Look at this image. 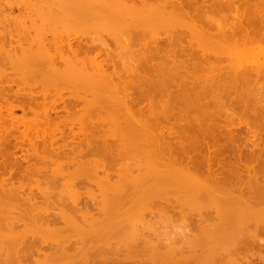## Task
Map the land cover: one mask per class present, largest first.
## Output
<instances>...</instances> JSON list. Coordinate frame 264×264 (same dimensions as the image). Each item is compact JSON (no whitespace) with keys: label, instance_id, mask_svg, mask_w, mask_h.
<instances>
[{"label":"bare ground","instance_id":"obj_1","mask_svg":"<svg viewBox=\"0 0 264 264\" xmlns=\"http://www.w3.org/2000/svg\"><path fill=\"white\" fill-rule=\"evenodd\" d=\"M28 1L29 5H24L25 8L30 6L26 9L28 11L24 10L23 5H19L24 12L26 11L24 14L22 12L16 15V13L10 18L12 15L9 12L7 15L11 19V22L8 21L9 28L5 27L1 31L4 26H0V263L89 264L91 260L88 257H92V262L98 259L97 263L100 264V261L104 262L102 257L106 253H108L107 255L115 254L112 263H116L115 259L119 258L118 261L121 259L120 256L115 258L116 255L125 250L126 252L123 251V254H126L123 256L125 259L137 254H145L147 258L149 257L148 260L152 257L151 261H156V264H160L158 263L160 259L154 258L153 260V257L157 256H161L160 258L165 261L167 258L166 264H184L187 261L189 264L190 261L196 263V261H200L201 257H208L211 254L216 258L218 257L217 253L222 257H227L231 253L232 256H235L234 251L238 252L239 248L241 251L250 244L255 247L256 243L254 244L253 239L258 236H253L257 234L255 231L260 232L258 229L260 223L254 224L256 219H253L254 222L250 219L254 218L258 212H261L259 213L261 215L264 213V207L260 208L264 204V180H262L264 174L261 175L264 172V167L261 164H255L260 162L258 161L260 158L262 161L264 158V117L256 113L260 111L254 112L256 109L254 106L261 103V100L264 101V96H261L259 100L254 94H258L256 92L258 90L260 93L261 89L264 91V86H261L264 85V70L261 72L260 62L259 65H255L252 61L249 64L253 63L254 65L249 66L244 59V64L247 63V65L242 64L241 69H237L239 66L237 67L236 63H231V66L235 65V71L234 67H231L233 70L230 69V66L228 67L230 64L227 62L232 61L228 60L226 63L224 61L227 60V57L229 59L234 56L238 57L235 53L240 54V49L242 52L246 51L245 53L250 52L246 50L247 48H244L243 51L241 40L244 41V46L249 41L248 45L252 50L254 48L253 40L255 43L257 42L255 46L260 41L262 44L264 41V1L255 0L256 3H252L250 0V3L249 0H242L239 5H237L238 2L233 3L229 0ZM25 2L26 0L23 3ZM5 3L2 4L5 5ZM14 3H8L6 7L9 8ZM216 5L218 8L219 6L231 8L230 10L235 6V11L240 12L236 13L234 8L231 12L226 8L227 11H230L229 13L235 12L233 16L236 17L230 19L231 22L222 17L223 20L231 23L229 24L223 22L220 16L224 13L228 18L231 14L222 10L219 13L220 11L216 10ZM214 7L216 14L212 10ZM22 8H19V11H23ZM208 11L209 13H207ZM217 13L220 14L219 17ZM206 14L211 15V17L209 15L210 18L208 17L210 22H208V18L206 19ZM186 17L188 18L186 19ZM180 19L188 24L180 25L179 22H182ZM211 22H218V26H214V23ZM219 22L221 23L219 24ZM10 23H13L14 26L11 27ZM210 24L215 27V30ZM218 27L219 29H216ZM5 29L7 30L5 31ZM91 35L95 38H92ZM207 39L220 41L216 44V41L212 43V47L216 48V51H212L213 48L212 50L209 49L210 47L207 48L211 41L208 40L209 44H207ZM257 39L260 41L258 42ZM109 40L115 44L113 49ZM194 40L200 42H192ZM222 40L228 41L229 44ZM229 40L232 42L230 43ZM160 41H165V46L168 43L171 47L164 50L166 47L164 45V48L161 47ZM238 42L240 46L237 45ZM192 43L194 45L196 43V45L193 46ZM219 43H225L231 47L229 49L228 46L223 45V47H227V49L225 48L226 52L223 53L224 48ZM199 44L206 46L203 48ZM214 45H218L219 48ZM234 47L241 48L240 51L237 49V52L233 49L235 52L233 56L231 49ZM170 48L172 49L168 51ZM227 50L231 53H227ZM218 52L220 53L218 54ZM216 54L224 56L223 58L227 57L222 60L223 58ZM216 56L221 58L220 62L223 61L225 65L227 64V67L223 63L221 66L232 70L231 74L224 71L226 69L223 70V67L219 68L221 66L217 65L216 61L210 62L212 57ZM240 56L242 57L241 54ZM258 56L260 57V55ZM237 57L235 58L237 59ZM252 57H257V55L248 59L251 61ZM207 63L210 65H206ZM217 66L219 67L217 68ZM251 66L253 69H250ZM255 66H258V69L254 68ZM252 70L253 76L259 77V74L263 76H260L263 82L259 80L260 77L251 80ZM226 78L233 79L230 86L225 82L228 80H225ZM248 78L250 80H247ZM238 79L240 82L246 81H244L245 83L241 82L244 85H239L243 88V92L249 90L247 96L245 95L246 100L249 98L252 100L251 96L254 95L253 100L255 103L257 101V104L249 107L250 109L255 108L252 110L251 117L254 116L256 119L262 117L261 123L260 119L256 120L259 121L258 125L261 129L256 126L257 124L253 125L256 126V129H252L251 123L247 129L250 121H246L249 119L245 120L247 122L245 128L250 131H248L250 134L252 133L253 137L250 136L249 140L253 141L247 140L245 145L238 142L241 140V136L235 131V123H232L235 120H231L232 117L235 119L234 116H239V113L235 114L236 110L234 109L232 114L233 111H230L234 107L229 110L226 108L229 105L228 101L226 103L228 105L225 104L226 98L231 101L232 94L231 97L229 96L232 89L234 92L236 89V93L240 92L239 87L235 88L240 83L237 82ZM249 81L252 82V86L248 85ZM257 82L260 83V86ZM246 83L248 87L245 86ZM254 83H256V87ZM13 85L17 87H15L16 90L13 89ZM244 86L247 88L245 91ZM252 87L256 90L254 91ZM260 87L262 88L260 89ZM67 90L70 92L69 95L64 94ZM135 90L140 93L135 94ZM253 91L254 94H252ZM243 92L240 94L242 100L245 97ZM6 95L11 97L8 96L9 98L7 97L6 100ZM244 101L242 102L243 107ZM19 102L20 104H18ZM231 102L229 103L232 104ZM263 105L258 106L264 107ZM17 107L22 110V114H16ZM219 107L227 109V111L222 109L227 114L223 117L225 119L227 116V119L231 117L227 121V123L232 121L228 123L230 125L227 123L225 126L221 125L223 117H220L222 113L219 109L217 111ZM247 107L244 108L247 109ZM258 110H261V107ZM263 110L264 108H262ZM240 123L242 122L240 121ZM231 124H234V127ZM207 137L209 141L205 140ZM223 138L228 141L223 142ZM256 139L259 140L256 141ZM76 149L78 151H75ZM17 151L23 153L18 155ZM63 151L68 152L69 156L74 152L84 155L81 156L85 158V155L89 153L94 157L89 158L88 155L87 160L85 158L80 160L81 156L76 159L72 154L73 159L69 157L68 160L63 157V154L67 155ZM69 151L72 153L69 154ZM48 154L56 155L55 157L61 155L60 157H63L61 160L66 159V161H61L49 157L48 159H55H53L54 162L50 160V164L59 163L61 166L67 163L68 166V164L74 163L72 168H74L75 162L78 163L76 168L85 165L80 168L84 175L80 169V172L69 171L72 176L74 175V178L71 174L69 175L71 177H68L67 186H72L71 189L66 191L63 189L64 187L60 188L63 184L59 183V179L62 180V178H57L54 174L56 169L60 172L65 168L64 166L61 168L62 166L54 164L57 167H53L56 168L53 175L51 174L53 169L49 170V175L53 177L47 176L48 174L45 172L48 177L45 178L44 171H48L45 167L48 165L50 167V164L43 166L44 168L38 164L42 165L40 162L44 165L49 163L46 160ZM227 157L229 159H225ZM120 158L121 162H119ZM222 158L225 162H222ZM43 161H46V164ZM24 164L27 165L24 166ZM16 166L24 167L21 171H16L17 169H14ZM83 167L86 169L84 170ZM87 167H90L89 170L94 167V171H97L95 168H99L102 172L92 173L96 178L95 180L93 177V180L92 174H90L92 171L85 176L89 171ZM39 168L44 171H40ZM37 169L41 174L43 172L46 180L43 176L40 178L48 180L49 183L51 178L53 181L57 178L55 181H58L59 186L55 183V189L58 186L59 190L66 191L65 198H67H61L64 192L59 194L58 191L57 194L54 193L55 190L53 194L56 197L53 198V194L49 197V192L53 189L46 187L52 185L48 186V181V184H45L43 179H39ZM65 171L67 172V169ZM33 172L38 177H35ZM69 172L67 173L69 174ZM80 175L91 180L92 185V182L95 181L96 189L98 186V191L101 194L100 197H97V201H95L96 198H93V203L90 205L87 201L92 200L91 198L95 195L97 196L98 191L95 192L93 189L90 193L93 186H90V190L86 180L83 186L87 184L88 188H83L89 190L88 194L85 192V195L90 193L91 198L89 195V198H85L84 203L81 204L84 199L81 197L85 196L82 195L83 191L80 186L83 181H79V189L82 192L77 188V185L73 186L78 180H81ZM258 175L262 178H259ZM64 176L66 178V175ZM112 177H116V179ZM31 180H35V184L34 182L30 183ZM42 183L46 185L43 190L50 189V191L47 190L48 192L45 191V193L42 190ZM34 187H39V191L37 188L38 192H35ZM66 187L65 189L68 188ZM41 196L47 202H43ZM46 197L49 199H45ZM13 199H19L17 201L21 203L18 204L17 201V203H11L14 202ZM40 200L48 207L42 203L39 204ZM53 200H58V203H53ZM23 202L29 205L30 215L26 212L25 205L22 208ZM59 202L60 206H58ZM12 204H17L16 208H20L19 205L22 209L25 208V213L23 210L9 207ZM52 204L57 205L60 209L56 208L57 206L53 207ZM50 205L52 206L51 210H49ZM57 209L59 210L55 211ZM157 213L161 216L159 218L170 217L166 218L167 222L175 215L182 218L179 221H184L180 222L181 225L183 224V230L181 228L176 230L174 241L171 239L169 242V237L175 231L171 230L170 234L169 230L165 228L164 230L169 233L168 235L164 234L165 231H161L159 226L155 225L157 228L153 226V221L151 222L153 223L152 232L150 230L147 232V228H150V220L145 222V219H148L150 215H155V220L151 219L154 222H162L163 218L159 219ZM24 214L28 215L24 219L26 221L31 219V224L36 227V235H40V237L37 235L41 238L39 245L35 241L37 237L33 236L35 238L33 239L31 235L32 239L29 240L28 234L32 226L29 221L27 226L30 225L26 227V221L22 217ZM249 220L252 221V224L248 223ZM140 223L147 231L142 227L143 231L139 229L140 231L136 232L137 229L134 226L139 224L137 228H141ZM20 225L21 227H19ZM251 225H256V227L258 225V227L257 229L255 227V230ZM155 228L159 229L163 236L159 235L160 231H156ZM132 229L135 231L133 232ZM180 230L183 232L180 233ZM188 231H191L189 235ZM262 231L264 233V230ZM65 232H71L70 237L74 238L75 236L76 239L71 237L73 240L70 239L69 243H64L70 238ZM121 232L122 234L125 232L124 237L123 235L120 237ZM63 233L66 236H63L62 242L61 240L58 242ZM117 233H120L119 238L115 237ZM30 234L34 235L35 233ZM46 234L52 235L55 240L59 236L61 238H58L56 243L52 238L44 237ZM180 234L181 236H179ZM165 235L167 236L165 237ZM165 238L169 240L167 241ZM177 239L180 243L177 242ZM34 241L38 247L35 246ZM238 241H243L241 247ZM29 242L30 245H28ZM236 242L238 249L233 247ZM16 244L20 247L17 248ZM205 246L208 249H204ZM252 246H249L248 252H246L248 256L250 250H253ZM234 248L235 250H233ZM20 249H23V253L20 252ZM26 249L30 250V254L37 252L35 253L37 255L26 254L29 253V251L26 252ZM245 249L247 247L244 248V251H247ZM199 251L201 253H198ZM81 252L87 253L88 257L84 254L82 257L86 258L81 259L79 255ZM88 253H91V257ZM238 253L240 255V252ZM196 254L200 258H197ZM236 255L238 254L236 253ZM192 257L196 258V261ZM225 257L224 259H226ZM231 257L228 262L231 261ZM79 258L81 260H78ZM211 258L213 257L210 256L209 259ZM261 258L263 260V257ZM122 260L124 261L123 258ZM129 260L134 259H127L125 262ZM165 261L163 262L165 263ZM217 261L214 262L217 264L219 262ZM222 262L224 263V261ZM132 263L139 264L138 261H132ZM152 263L150 262V264ZM208 263L210 264V262ZM143 264H149V262Z\"/></svg>","mask_w":264,"mask_h":264},{"label":"rangeland","instance_id":"obj_2","mask_svg":"<svg viewBox=\"0 0 264 264\" xmlns=\"http://www.w3.org/2000/svg\"><path fill=\"white\" fill-rule=\"evenodd\" d=\"M18 1H20V2H18ZM21 1H22V0H12V1H10V0H7V1H6V0H1V1H0V5H1L0 8H2V9H0V16H1L0 20L2 19V20L4 21V22H3L2 20H1L2 22L0 21V23H1L0 26H4V27H2V29L0 28L1 31H3L5 27H8V28H9L8 23L11 22V21H10V20H11L10 18H12L13 15H15L16 13H17L16 15H19V14H21L22 12H23L22 14H24L26 11H28V10H26V9H28L30 6H29V7L26 6V7H28V8H25L24 5H25V4H26V5H29V1L26 0L27 3H26V2L23 3L24 0H23L22 2H21ZM32 1H33V0H32ZM229 1H230V2L233 1V3H235V2L237 3V2H238L237 5H239L240 2H242V0H240V1H239V0H229ZM254 1H255V0H252V3H256V1H258V0H256L255 2H254ZM262 1H264V0H262ZM5 2H6V3H5ZM12 2H13V3L15 2V3H14L13 5H10V4H9L11 8L9 7L10 10H8L9 8H7L6 6H8V5H7L8 3H12ZM16 2H17V3H16ZM248 2H250V0H249ZM2 3H3V4L5 3V5H3ZM20 3H22V4H20ZM250 3H251V2H250ZM15 4H16V5H15ZM17 4H18V5H17ZM241 4H242V3H241ZM19 5H23L22 7H24V10H26V11L24 12L23 8H22L21 6H19ZM4 6H5V7H4ZM17 6H18L19 8H22L23 11H19V8H18ZM216 6H217V5H216ZM3 7H4V8H3ZM16 7H17V8H16ZM223 7H224V6H223ZM223 7H220V6H219V8H218V6H217L216 10L220 11L219 13H221L222 11H223V12L225 11V12L229 13L230 11H231V12L233 11V8H234V11H235V9H236L235 6L232 8V10H230L231 8H228V7H224V8H223ZM226 8H227L228 10H230V11H227ZM12 9H13V10H12ZM214 9H215V7H214L212 10H214ZM223 9H224V10H223ZM4 10H5V12L3 13ZM20 10H21V9H20ZM212 10H211V11H212ZM216 10H214L215 12L213 11L215 14H216ZM221 10H222V11H221ZM1 11H2V12H1ZM6 11H8V12L6 13ZM12 11H13V12L15 11L14 14H13ZM17 11L20 12V13H18ZM29 11H30V10H29ZM211 11H210V12H211ZM238 11H239V10H238ZM9 12H11V15H12V16H10V18H9V16H7V15H9ZM30 12H31V11H30ZM213 12H212V13H213ZM235 12H236V11H235ZM235 12H233V13H235ZM239 12H240V11H239ZM239 12H236V13H239ZM1 13H2V14H1ZM207 13H209V11H208ZM219 13H217V14H219ZM233 13H229V14H231L232 16L229 15L228 18H226V15H227V14L224 15V13H223L222 16H220V14H219L218 17L220 16V18H221L222 20H223V18L226 19V20H230V19L232 20L233 17H234V16H233ZM210 14H211V13H210ZM210 14H209V15H210ZM3 15H5V16H3ZM206 15H207V14H206ZM209 15L206 16V19L209 17ZM235 15H237V14H235ZM6 16H7V17H6ZM214 16H215V15H214ZM224 16H225V17H224ZM210 17H211V15H210ZM210 17H209V18H210ZM222 17H223V18H222ZM231 17H232V18H231ZM7 18H8V20H7ZM187 18H188V17H186V19H187ZM209 18L207 19L208 22H210V21H209ZM214 18H215V17H214ZM214 18H213V21H214ZM234 18H236V17H234ZM181 19H182V18H181ZM181 19H180V20H181ZM183 19H185V18H183ZM215 19H216V18H215ZM221 19H219V20L222 21ZM6 20H7V21H6ZM178 20H179V19H178ZM226 20H223V22L225 21V22H228L229 24H231V23H230L231 20H230V22H229V21H226ZM8 21H9V22H8ZM12 21H13V20H12ZM181 21H182V22H179L180 25H181V24H185V25L188 24V23H185L184 20H181ZM188 21L190 22L191 20H188ZM211 21H212V20H211ZM215 21H216V20H215ZM217 21H218V20H217ZM186 22H187V21H186ZM2 23L5 24V25H3ZM211 23H214V22H211ZM220 23H221V22H219V24H220ZM228 23H226V24H228ZM11 24H12V25H11ZM217 24H218V22H217V23H214V26H218ZM224 24H225V23H224ZM224 24H221V25L224 26ZM226 24H225V25H226ZM229 24H228V25H229ZM178 25H179V24H178ZM210 25L214 28L213 30H215V27H214L212 24H210ZM228 25H227V26H228ZM10 26L13 27V26H14L13 23H10ZM182 26H183V25H182ZM223 26H221V27L223 28ZM221 27H220V28H221ZM225 27H226V26H225ZM216 29H219V27L216 28ZM6 30H7V29H5V31H6ZM92 35H93V33H92ZM92 35H91V36H92ZM92 38H95V37L92 36ZM208 40H211V41H210V44H209ZM212 40H213V39H207V41H206V43L209 44V45L207 46V48L210 47L209 49H211V50H212V48H213V47H212V43L216 41L215 39H214L213 41H212ZM257 40H258V42L260 41L259 39H257ZM222 41H223V40H222ZM229 41H230V40H229ZM192 42H197V43H199L200 41H198V40H194V41H192ZM204 42H205V41H204ZM204 42H203V43H204ZM218 42H220V41L218 40ZM218 42L216 41L215 44L218 43ZM223 42H226V41L224 40ZM227 42H228V41H227ZM227 42H226V44H227ZM231 42H232V41H230V43H231ZM241 42H243V44H242V45H243V51L245 50L244 48H247L246 50H247V51L249 50L250 52H247V53H245L246 51L242 52V49H240L241 47H239V49L241 50V53H240V52H239V53L242 55V57L244 56V57L242 58V57L240 56V54L235 53V52H237L236 50L238 49V48H237V49L235 48V47H237V46H235L234 48H232L231 51H233V49L235 50V52L233 51V56H234V53H235V55H238V57H237V56H234V57H230V59H229V57L225 56V58L227 57V58H226L227 60L224 61V63H226L228 60H229V61H232V62H227L228 64H230V65H228V67L230 66V69L233 70V68H231V67H234V66H235V65H232V66H231V63H232V64H235V63H236V64H237V67H238V66L240 67L242 64H244V59H245V62L247 61V63H248L249 66L252 65L253 63H255V65H259V62H260L261 64H264V63H263V61H264V60H263V59H264V41H262V44H260V43H261V41H260V43L257 44V46H255V44H256L257 42L255 43V41L253 40V43H254V45H253V46H254L253 50H252L251 48H249V47H251L250 45H248V44H249V41H247V42H248L247 45L245 44V46H248V47H245V46H244V41L241 40ZM251 42H252V40H251ZM251 42H250V43H251ZM162 43H163V44H162ZM109 44H110V46H111L112 49H113V46L115 47V44H113V42H112L111 40H109ZM200 44H201V43H200ZM200 44H199V45H200ZM204 44H205V43H204ZM220 44H221V45H220ZM226 44H225V43H219V45L222 46V47H223V45H226ZM228 44H229V42H228ZM240 44H241V43H240ZM159 45H160L161 47L164 48V46H165V41H160ZM163 45H164V46H163ZM192 45L195 46L196 43H195V45L192 43ZM210 45H211V46H210ZM232 45H233V44H232ZM237 45H239V42L237 43ZM169 46H170V45L167 43L166 46H165L166 48H165L164 50H166L167 47H169ZM200 46H201V45H200ZM203 46H206V45H203ZM203 46H201V47H203ZM215 46H218V45H214V47H215ZM226 46H228L229 49H230V47H231V46H229V45H226ZM239 46H240V45H239ZM253 46H252V47H253ZM170 47H171V46H170ZM172 47H173V46H172ZM198 47H199V46H198ZM222 47H221V49H222ZM232 47H233V46H232ZM260 47H261V48H260ZM174 48H175V47H174ZM176 48H178V47H176ZM203 48H205V47H203ZM218 48H219V46H218ZM218 48H217V50H218ZM223 48H224V49H223L224 51H223V50H222V51H223V53H224V52H226V51H225V48L227 49V47H223ZM171 49H172V48L168 49V51L171 50ZM199 49H200V48H199ZM213 49H214V50H212V51H216V50H215L216 48H213ZM221 49H220V50H221ZM239 49H238V50H239ZM240 50H239V51H240ZM251 50H252V51H251ZM262 50H263V51H262ZM208 51H209V50H208ZM212 51H209V52H212ZM218 51H219V50H218ZM231 51H228V50H227V53H231ZM261 51H262V53L259 54V52H261ZM256 52H257V53H256ZM214 53H215V52H214ZM219 53H220V52H218V54H219ZM221 53H222V52H221ZM243 53H245V54H243ZM248 53H249V54H248ZM218 54H216V55H218ZM246 54H247V57H246ZM250 54H252L251 56H254V55L256 56V55H257V57H252L253 60L250 61L251 56H248V55H250ZM231 55H232V54H231ZM258 55H260V57H259ZM262 55H263V57H262ZM218 56H219V55H218ZM218 56H216V57H212V60H211L210 62L213 63V62L216 61V62H217V65L220 64L219 66H221V64L223 63V61L220 62V60H221V58H223L224 56L222 57V55H220V56H219V57H221L220 59L217 58ZM235 57H237V59H236ZM240 57H241V61H240V59H239ZM258 57H259V58H258ZM214 58H215V59H214ZM225 58H223L222 60H225ZM232 58H233L234 60H235V59H236V60L234 61ZM248 58H250V59H248ZM255 58H256V60H255ZM262 58H263V59H262ZM217 59H219V60L217 61ZM231 59H232V60H231ZM242 59H243V60H242ZM261 59H262V60H261ZM258 60H259V61H258ZM233 61H234V62H233ZM252 61H254V62L251 63V64H249V63L252 62ZM218 62H219V63H218ZM240 62H242V63H240ZM224 63H223V64H224ZM238 63H239V64H238ZM247 63H245V64L247 65ZM245 64H244V65H245ZM261 64H260V68H261V72H262V71L264 70V69H262V68H264V67H262V66H264V65L261 66ZM206 65H210V64L207 63ZM224 65H225V64H224ZM253 65H254V64H253ZM219 66H217V68H218ZM225 66L227 67V64H226ZM222 67H223V70L226 69V70H224V71L229 72V73L231 74V71H232V70H230L229 68L224 67L223 65H222L221 67H219V68H222ZM237 67H236V68H237ZM239 67H238L237 69H241V67H240V68H239ZM242 67H243V65H242ZM244 67H245V66H244ZM249 68H250V67H249ZM249 68H248V69H249ZM254 68L258 69V66H257V67L255 66ZM245 69H247V68H245ZM250 69H253L252 66H251ZM256 69L254 70V72L256 71ZM227 70H230V71H227ZM234 70H235V67H234ZM220 71H221V69H220ZM224 71H223V73H226V72H224ZM235 71H236V70H235ZM235 71H233V72H235ZM239 71H241V70H239ZM252 72H253V70H252ZM252 72H251L252 75L250 74V78L254 75V72H253V73H252ZM256 72H257V71H256ZM256 72H255V73H256ZM258 72H259V70H258ZM261 72H259V73H261ZM220 73H221V72H220ZM263 73H264V72H263ZM263 73H262V74H263ZM259 75L262 76L261 74H259ZM259 75H258V76H259ZM256 76H257V75H256ZM256 76H253L254 78L252 77L251 80H252V79H255V80H256V78H259V77H260V76H259V77H256ZM240 77H242V76L240 75ZM255 77H256V78H255ZM262 77H263V76H262ZM262 77L259 78V80H261V82H263L262 80L264 79V78L262 79ZM232 78H233V77H232ZM242 78L245 79L244 77H242ZM227 79L229 80V78H226L225 80H227ZM225 80H224V81H225ZM228 80H227V81H228ZM240 80H242V79H240ZM247 80H250V79L248 78ZM259 80H257V81H259ZM227 81H225V82H226L227 84H229V86L233 83V79L229 80L228 82H227ZM242 81H243V80H242ZM242 81H241V82H242ZM244 81H245V80H244ZM244 81H243V82H244ZM237 82H238V83L240 82L239 79H238ZM241 82H240L239 84L237 83L238 85H237V87H235V88H238L239 85L242 86L243 83L241 84ZM245 82H246V81H245ZM245 82H244V83H245ZM226 83H225V85H227ZM248 83H249L248 85H250V84H251V86L253 85L251 81H249ZM257 84H258V82H257ZM259 84H260V83H259ZM259 84H258V85H259ZM261 84H262V83H261ZM243 85H244V84H243ZM255 85H256V83H254V86H255ZM258 85H257V86H258ZM227 86H228V85H227ZM241 86L239 87V90H240V89H241V90L243 89V88H241ZM245 86H247V83H246ZM245 86H244V87H245ZM254 86H253V87H254ZM259 86H260V85H259ZM261 86H264V85H261ZM12 87H13L14 90H16V89H15V87H16L15 85H13ZM247 87H248V86H247ZM249 87H250V86H249ZM253 87H252V89H253ZM255 87H256V86H255ZM16 88H17V87H16ZM235 88H234V89H235ZM261 88H262V87H260V89H261ZM246 89H247V88L245 87V88H244V91H245ZM248 89H249V88H248ZM252 89H251V90H252ZM14 90H12V91H14ZM237 90H238V89H237ZM241 90H240L239 93H238V91H237V93H236V89H235V92H234V90L232 89L231 92H230V96H229V97H231V94H232V97H235V96H236V97H235V98H232V97H231L230 100H231L232 102L229 101L228 98H226L227 100H226L225 104H226L227 101H228V104H229V105L226 104V105H228V106H226V105L224 104L223 106H224V107L226 106V108H229V110H230L231 108L234 107L233 109H231L230 112L233 111V112H232V114H233L234 111L236 110L235 114H236V113H239L238 115H239V116L241 115L240 117H239V116H234L235 119H234L233 117H232V118L229 117V118H231V120L233 119V120H235V121H234V122L229 121L228 123H231V122H232V123H235V126H236V127H235V129H236L235 131H236V133H237L238 135L241 136V140L238 141V142L242 143V145H245V143H246L245 141L249 140V139H250V136H251V138H253L252 135H251L252 133L250 134V133H249L250 131L248 130V131H249V132H248V131L246 130V128H245L246 125H247V122L250 121V122L248 123V125H247V129H248L249 125H251V124H252V125H251L252 129H254L256 126H257L259 129H261V128H260V125H258V124H259V123H258L259 121H256V120H259V119H260V123L262 122L261 118L264 117V116H263V115H264V110L262 111V108H264V107H262V106H258V105H263V102H264V101L261 100L262 102H261V101H260V102H261L262 104L259 103V104L257 105V106H258V108H257V106H254L255 104H257V101H256V103L254 102V100H253V96L255 95V97L259 98V100H260V99H261V96H264V93L262 94L261 92H264V91H262V89H261V90H260L261 92L259 93V92H258L259 90H258V91H256L258 94H256V93L254 92L256 89H255V90L253 89L254 91L252 92V94H254V93H255V94H254V95L251 94V95H252V96H251V97H252V100H251V98H249L250 96L248 97V98L252 101V102H251L249 99L246 100V99H247L246 96H247V94L249 93V92H248L249 90H248V91L246 90V91H245L246 93L243 92V90H242V91H241ZM251 90H250V91H251ZM66 92H68V90L65 91L64 94H66V95H69V94H70V92H68V93H66ZM242 92L244 93V96L246 95V96H245L246 98H245V97H244V98L242 97V98H243V100H245V101H244V102H245V103H244V107H247V106H248L247 109H245V108L242 106V105H243V103H242L243 100L240 98V94H242ZM139 93H140L139 91L135 90V94H139ZM234 93H235L236 95H235ZM237 94H239V96H237ZM256 95H257V96H256ZM259 95H260V97H259ZM8 96L11 97L10 95H8ZM8 96L6 95V97H5L6 100H7V97H8ZM9 97H8V98H9ZM237 97H238V99L240 98L239 100H240L241 102H240V101L238 102V99H236ZM257 98H255V99H257ZM262 98H263V97H262ZM235 99H236V100H235ZM259 100H258V102H259ZM229 102H231L232 104H230ZM246 102H247V104H246ZM249 102H250V103H249ZM253 102H254V104H253ZM235 103H236V104H235ZM238 103H239V104H238ZM241 103H242V104H241ZM248 103H249V105H248ZM18 104H20V102H19ZM21 104H22V103H21ZM234 104H235V106H233ZM240 104H241V106H240ZM231 105H232V106H231ZM252 105H253L254 107H256V109H257V110H256L255 108H253V109H255L254 112H256V111H260V112H256L258 115L262 116V117L259 116V117H260L259 119H256V117L254 118V116L251 117V115H253V114H252V112H253L252 110H253V109H252V108L250 109L249 107H252ZM35 106H36V105H35ZM40 106H41V105H40ZM263 106H264V105H263ZM260 107H261V110H258V109H260ZM241 108H242L243 110L245 109V111H242ZM35 109H36V108H35ZM37 109H38V110L40 109L39 106H38ZM218 109H219V111L222 113V116H220V117H223V116H226V115H227V114H225L226 112L223 111V110H226V111H227V109H225V108L223 109V108H222V109H223V110H222V109L219 107V108H217V111H218ZM234 109H235V110H234ZM238 109H239V110H238ZM215 110H216V109H215ZM239 111H240V112H239ZM250 111H251V113H249ZM15 112H16L17 115H20V113L22 112V110H21L20 108L17 107V108L15 109ZM224 112H225V113H224ZM242 112H243V113H242ZM18 113H19V114H18ZM62 113H63V112H62ZM228 113H229V112H228ZM245 113H246V114H245ZM261 113H262L263 115H262ZM21 114H22V113H21ZM223 114H224V115H223ZM228 115H230V114H228ZM244 116H245V117H244ZM227 117H228V116H227ZM227 117H226V119H227ZM241 117H242V118H241ZM246 117H247V118H246ZM229 118L226 120L225 117H223V119L221 120V122H220V121H218V122H220L221 125L225 126L226 123H227V121L229 120ZM236 118H237V119H236ZM239 118H240V119H239ZM251 118H254V119H251ZM220 119H221V118H220ZM224 119H225L226 121H225ZM243 119H244V120H243ZM246 119H249V120H246ZM245 120H246L247 122H246ZM240 121H241L242 123H240ZM253 121H254V122H253ZM238 122H239L240 124H239ZM228 123H227V125H230V124H228ZM237 123H238L239 125H238ZM244 123H245V124H244ZM250 123H251V124H250ZM8 124H9V122H8ZM254 124H255V125L257 124V125L254 127V126H253ZM231 125L234 127V124H231ZM237 125H238V126H237ZM239 126H240V127H239ZM261 126H263V125L261 124ZM243 128H244V129H243ZM258 128H257V130H259ZM75 129H76V127H75ZM255 129H256V128H255ZM76 130H77V129H76ZM245 130H246L248 133H247ZM244 131H245V132H244ZM243 133H244V135H245V134H248L249 136H246V135L244 136ZM58 134H59V133H58ZM255 137H256V136H255ZM256 138H257V137H256ZM208 139H209V138L207 137L205 140L207 141ZM254 139H255V138H254ZM205 140H204V141H205ZM226 140H227V139H224V138H223L222 141L224 142V141H226ZM251 140H252V139H251ZM251 140H249V141L251 142ZM257 140H259V139H256V141H257ZM208 141H209V140H208ZM227 141H228V140H227ZM252 141H253V140H252ZM220 143H221V142H220ZM225 143L228 144V142H225ZM227 144H225V145H227ZM247 144H248V143H247ZM248 145H250V143H249ZM75 151H78V150L76 149ZM20 152H21V151H17L16 153H18V155H20V154L23 153V152H21V153H20ZM70 152H71V151H69V154H70ZM63 153H65V152L63 151ZM71 153H72V152H71ZM244 153H246V152H244ZM61 154H62V152H61ZM66 154H67V155H66ZM72 154H74L73 158L76 157V159L79 158V157L82 155V154H76V153H74V152H73ZM72 154L69 156V155H68V152H67V153H65L66 156H64V154H63V157H66V159L69 160L70 158H72ZM226 154H228V153H226ZM59 155H60V154H59ZM77 155H79V156H77ZM88 155H89V158L93 156V155L91 156V153H89V154H86V155H85L86 158L88 157ZM47 156H48V157H47L46 160H48L49 163L46 164V161H45V162L43 161L46 165H44L42 162H40L42 165H39V164H38V166H40V167H41V166H42V167H43V166H47V165L50 164L51 162H54V161H53L54 158H56V160H61V158H63V157H60L61 155H60V156L57 155V157L60 158V159H58L57 157H55L56 155H55V156H52V155L48 154ZM82 156H84V155H82ZM82 156H81V158H79L80 160H81V159L84 160L85 157H82ZM263 156H264V155H263ZM49 157H54V158H53V159H48ZM69 157H70V158H69ZM93 157H94V156H93ZM93 157H92V158H93ZM125 157H126V156H125ZM125 157H123V158L125 159ZM73 158H72V159H73ZM86 158H85V159H86ZM89 158H88V159H89ZM128 158H129V157H128ZM229 158H230V155H229ZM229 158L227 157V158H225V159H229ZM243 158H245V157H243ZM66 159H65V160L62 159V160L66 161ZM79 159H78V160H79ZM129 159H131V158H129ZM50 160H52V161L50 162ZM54 160H55V159H54ZM62 160H61V161H62ZM86 160H87V159H86ZM119 160H120L119 162H121V158H120ZM222 160H223V158H222ZM222 160H221V161H222ZM124 161H125V160H124ZM126 161H127V159H126ZM258 161H260V162H258V163L256 162L255 164H259V165L261 164V166L263 165L262 167H264V162H263V161H264V158H263V161L261 160V158H260ZM117 162H118V161H117ZM119 162H118V163H119ZM222 162H225V161L223 160ZM24 163H26V162H24ZM54 164H57V165L60 166L59 163H54ZM54 164H50V167H48L49 165H48L47 167H45L46 170H48V171H49V170L51 171V169H53V171L51 172V174L54 172V169H56V168H53V167H54V166L57 167V165H54ZM65 164H66V165H65ZM65 164H64V165H61L62 167L60 166L61 168H63V166L65 167L64 169H61V171H62V170L65 171V170L67 169V172H69V171H71V172H72V171H73V172H75V171L80 172V171H81L80 168H82V166L85 167V165H82V164H81V165H82V166H81V165L79 164L81 167H80V168H76L75 166L78 165V163H76V162H75L74 168H72V167H73L72 164H74V163H72V164H68V166H67V163H65ZM76 164H77V165H76ZM26 165H27V164H26ZM26 165L24 164V166H26ZM51 165H53V166L51 167ZM24 166H23V167H24ZM86 166H87V165H86ZM116 166H117V165H116ZM18 167H19V168H18ZM21 167H22V166H16V167H14V169H17L16 171H18V170L21 171V169H23V167H22V168H21ZM31 167H32V164H31ZM78 167H79V166H78ZM84 167H83V169H84ZM90 167H91V166H90ZM90 167H87L88 170H89ZM97 167H98V166H97ZM43 168H44V167H43ZM47 168H48V169H47ZM49 168H50V169H49ZM92 168H93V170H92ZM92 168H91L87 173H86V171H85V172L83 171L84 173H86L85 176H86L89 172H91V171H92V172H91L90 174H92V173H94V172H97V171H98L99 173L102 172L101 169H99V168H95V170L97 169V171H94V167H92ZM39 169H40V171H44V169H43V170H42L41 168H39ZM39 169H37V172H39V174H38V175H39V179L42 180V179L44 178V176H46V173H45V172H47V174H48L47 176H49V177L51 176V175H49L50 171H49V172H48V171H44V173H45V175H44L43 172H42V174L40 173ZM79 169H80V171H79ZM83 169H82V170H83ZM85 169H86V168H85ZM85 169H84V170H85ZM59 170H60V169H59ZM74 170H75V171H74ZM263 170H264V169H263ZM55 171H56V172H55L54 174H56V177H57V178H59V177L62 178V180H63L64 183H66V181H67V183L64 184V183L62 182V180L59 179V180H60L59 183H60V184H63L62 186L60 185V186H61L60 188H63V187H64L63 189L66 190V191H67L68 189H71V187H72L71 185H70L71 187H69V185L67 186V184L69 183V181H68V180H69L68 177H69V175L71 174V172H69V174H68V173L65 171L64 173H66V174H64L63 171H62V172H61V171L59 172L57 169H56ZM58 172H59V173H58ZM34 173H35V172H33V175H35ZM81 173H82V171H81ZM40 174H41V176H40ZM58 174H59V175H58ZM60 174H61V175H60ZM62 174H63V177H62ZM73 174H75V173H73ZM76 174H77V173H76ZM78 174H79V173H78ZM263 174H264V172L261 173L262 176H263ZM36 175H37V174H36ZM36 175H35V177H38V175H37V176H36ZM43 175H44V176H43ZM52 175H53V174H52ZM57 175H58V176H57ZM64 175H66V178H65ZM82 175H84V174L82 173ZM95 175H96V174H95ZM100 175H101V174H100ZM259 175H260V174H259ZM259 175H258V177H259V178H260V177L262 178V176H259ZM42 176H43V178H40V177H42ZM47 176H46L45 178H48ZM71 176H72V174H71ZM71 176H70V177H71ZM73 176H74V175H73ZM73 176H72V178H74ZM80 176H81V175H80ZM85 176H84L85 181H84L83 176H81V177H80L81 180H78V181H77L78 183L76 182L75 185H73V186L76 187V185H77V186H78V187H77L78 189H79L80 186H81V189H82V191H83L82 195H83V194L85 195V192L87 193V192L89 191V190H85V189L88 188V187H89V189H90V188L93 186L92 190L90 189L91 191H89L90 193L93 191V189H94L95 192L98 191V190H99V189H98V186H97V189H96V185H95V183H94L95 181L92 182V183H93V185H92L91 182H90L91 180H90V181L87 180ZM113 176H116V175H113ZM51 177H53V176H51ZM54 177H55V176H54ZM70 177H69V178H70ZM77 177H79V176H77ZM93 177H94V174H92V178H93ZM116 177H117V176H116ZM116 177H115V178L112 177V178H113V179H116ZM45 178H44V179H45ZM57 178H56L55 180H57ZM63 178H64V179H63ZM72 178H71V179H72ZM94 178H95V177H94ZM94 178H93V180H94ZM245 178H246V177H245ZM263 178H264V177H263ZM44 179H43V180H44ZM71 179H70V180H71ZM82 179H83V180H82ZM41 180H40V181H41ZM45 180H46V179H45ZM45 180H44V181H45ZM55 180L53 181V178H51V180H50V183H51V184L49 183L48 180H47V181H48L49 184L47 183V181H45V182H44V181H41V182H44L45 184L47 183L48 186H49V185H52V186L46 187V185H45L44 183H42V184H43V185H42V186H43L42 190L44 189V186H45L46 188H50V189L52 188V189H53V190L51 189V190H52V191H51L52 193L49 192V193H50V194H49V197L51 196V194H53V191H54V190L57 191V192L54 191V193H57V194H58V191H59V194H61V192H64V190H62V189L59 190V187H58V186H59V185H58L59 183H58V181L56 182ZM86 180H87V182H86ZM95 180H96V178H95ZM245 180H247V179H245ZM262 180H264V179H262ZM262 180H260V181H262ZM34 181H35V180H31L30 183H31V182H34ZM52 181H53V183H52ZM79 181H80V182L83 181V182H81V185H80V186H79ZM88 181H89V182H88ZM260 181H259V182H260ZM84 182H86V183L88 184V187H86V185H87L86 183H85L86 185L84 184L85 186H83V183H84ZM246 182H247V181H246ZM55 183H56V185H58V186H56V187H57L56 189H55ZM57 183H58V184H57ZM260 183H261V182H260ZM32 184H33V183H32ZM34 184H35V182H34ZM53 185H54V186H53ZM91 185H92V186H91ZM94 185H95V186H94ZM66 186H67L68 188H67ZM90 186H91V187H90ZM39 187H40V190H41V185H40ZM39 187H34L33 190L35 189V192H36V191H37V188H38V191H39ZM65 187H66L67 189H65ZM83 187H84V188L86 187V188L84 189ZM77 188H75V190H76ZM130 188H131V187H130ZM50 189H47V190L50 191ZM57 189H58V190H57ZM72 189H74V188H72ZM81 189H79V190L81 191ZM83 189H84V190H83ZM47 190H45V191H47ZM61 190H62V191H61ZM131 190H132V188H131ZM38 191H37V192H38ZM43 191H44V190H43ZM45 191H44V192H45ZM66 191H65V192H66ZM69 191H70V190H69ZM76 191H77V190H76ZM82 191H81V192H82ZM26 192H27V191H26ZM47 192H48V191H47ZM65 192H64V194L62 193V195H61V196H62L61 198H63V199L65 198V196H67ZM72 192H73V190H72ZM95 192H94V193H95ZM45 193H46V192H45ZM67 193H68V192H67ZM90 193H89L90 196H89V195H85V196H82V197H81V199L84 198L83 201H81V204H82V202L84 203L85 198H87L88 196L91 198V194H90ZM94 193L92 194L93 196L96 194V193H95V194H94ZM97 193H98L97 196L95 195L94 197L91 198L92 200L87 201V199H86L88 205H90L91 203H93V202H92V201H93V198H96L95 201H97V197H100V195H101V194L99 193V191H98ZM40 194H41V193H40ZM87 194H88V193H87ZM53 195H54V196H53ZM53 195H52L53 198L56 197L55 194H53ZM42 196H43V195H42ZM42 196H41V198H43L42 201H43V202H44V201L47 202L46 200H44V197H42ZM47 196H48V194H47ZM57 196H58V195H57ZM63 196H64V197H63ZM49 197H48V198L46 197L45 199H49ZM89 197H88V198H89ZM41 198H40V199H41ZM66 198H67V197H66ZM66 198H65V199H66ZM13 200H14V199H13ZM17 200H19V199L14 200V202H13V201H12V202L10 201V202H11V203H17V202H18ZM51 200H52V198H51ZM16 201H17V202H16ZM42 201L40 200L39 204H41ZM48 201H49V200H48ZM55 201H56V200H55ZM55 201L53 200L52 202L55 203V204H57V203H58V200H57L56 202H55ZM86 201H85V202H86ZM49 202H50V201H49ZM20 203H21V202L19 201L18 204H20ZM8 204H9V203H8ZM42 204H44V206L47 205L46 203H42ZM48 204H49V203H48ZM50 204H51V203H50ZM9 205H10V204H9ZM15 205H16V206H15ZM15 205L12 204V205L9 206V207H12V208L17 209V210H20V211L23 210L24 213H25V211L27 210L26 212H28L29 215H30L31 209H28V208H30L28 204H26V203H24V202L22 203V205H23L22 208H23L24 205H25V208H27L26 210H25V208L22 209L20 205H19V207H20L21 209H20V208H16V207H17V204H15ZM27 205H28V206H27ZM52 205H53V207H56V206H57V205L55 206L54 204H52ZM260 205H261V204H260ZM58 206H60V202H59ZM58 206H57L56 208H59ZM46 207H48V205H47ZM61 207H63V206H61ZM262 207H264V204L261 205L260 208H262ZM51 208H52V206L50 205L49 210H51ZM59 209H60V208H59ZM59 209H57V210H55V211H58ZM262 209H263V208H262ZM29 210H30V212H29ZM263 210H264V209H263ZM263 210H262V212H263ZM55 211L53 210V213H55ZM28 213H27V214H28ZM259 213H261V212L256 213V214H255V217L252 218V219H250V220H252L253 222H254V220L256 219L257 223H255V222H256V221H255L254 224H259V223H260V224H259V228H258V229L260 230V232L258 233L257 231H255V234H256V233H257V234L254 235L253 237L258 236L259 238L256 237V238H255L256 240L253 239L254 244L256 243V244L254 245L255 247H253L251 244L249 245V246H252V248H253V250L250 248V249H251V250H250L251 252H249V256H248V254H246V252H248V248H249V246H246L247 249H245V250H247V251H244V248H246V247H244L243 249L241 248L242 250L240 251V250H239L240 248L238 247V248H239V249H238L237 246H236V244H238V243L236 242V243L234 244L233 247H236V248L238 249V252H240V255H239V253L235 250V248H234L233 250H235L236 253H237L239 256L236 255V253H235V251H234V255H235V256H232L233 254L231 253V254L228 255L229 257H228V256H227V257H225V256L222 257V255H220L219 253H217V256H218V257L216 258L215 255H214V256H215V257H214V256L211 254L210 256L213 257V258H211L212 260L209 259L210 256H208L209 258H208L207 256H204V258L201 257L200 261L203 260V261H201V262H200L199 260H198V262H197V261H196V258H195V259L193 258V257H196L197 254H196V256L193 255L192 258L196 261L197 264H209L208 262H210V264H211V263L216 264V262H214V261H217V260L219 261V262L217 261V262H218L217 264H264V256H263V255H264V241H263V240H264V235H263L264 233H262V232H263L262 230H264V226H261V225H264V222H263V221H264V213H262V215L259 214ZM27 214H24V216H22L23 219H24L25 217H28ZM157 214H158V215H157ZM157 214H156V215H157V217L159 218L160 215H159V213H157ZM25 215H27V216H25ZM146 215H147V214H146ZM149 215H150V214H149ZM153 215H154V214H153ZM29 217H30V216H29ZM146 217L148 218V216H146ZM154 217H155V215H154V216L150 215V217H149L150 219H149V218H148V219H145V222H146V220H148V221L150 220V221H149L150 223H151L152 221H153V223H154V225H153V223H151V226H150V223H149V227H150V228H147L148 231H147V229H146L145 227H143V225H141V223H140L141 228H137V226H139V224H138V225L136 224L137 226H134L135 229H137L136 232H139V231H140L139 229H141L142 231H143V229H145V231L149 232V230L151 231V229H152V225H153V226L156 225V226H159V228H161V229H160L161 231H162V230H163V232L165 231L164 234H167V235H168L169 232H170V234H171L172 232L175 231V232L173 233L174 235H173V234L170 235V237H173V238H170V237H169L170 240H169V239H166V238H165V240H167V241L169 240V242H170L171 239H172V240L174 239V237H175V239H176V235H175V234H177V233H176V230H179L180 228L182 229V227H183V224L181 225V223L184 222V221H179V219L181 220L182 218L179 217V216H177V215H175V217L173 216V219L175 218V219H174L175 222H174V220L171 218L170 220H168V222H171V221H172V222H171V223H168V222H167V219L170 218V217H165V218H164V217L162 216V218H163L164 220H163L162 218H159V219H162V222H161V221L154 222V220H155ZM157 217H156V219H158ZM160 217H161V216H160ZM166 218H167V219H166ZM176 218H177V220H176ZM28 219H29V218H28ZM151 219H154V220H151ZM253 219H254V220H253ZM257 219H258V220H257ZM24 220H25V219H24ZM165 220H166V221H165ZM250 220L248 221V223L250 222V223L252 224V221H250ZM25 221H26V220H25ZM29 221H31V219H30ZM29 221H26V227H28V226L32 223V221H31V222H29ZM163 221L165 222V225H166V226H167V224H170L171 226L168 225V226L166 227V226L164 225V222H163ZM28 222H29L30 224L27 226ZM160 222H161V223H160ZM180 222H181V223H180ZM147 223H148V222H147ZM156 223H158V224H156ZM178 223H179V224H178ZM160 224H161V226H160ZM172 224H174L175 226L172 225ZM249 225H250V224H249ZM31 226H32V227H31ZM31 226H30V227H31V230H29L30 227L28 228V230H29V234H30V233H33V232H34L35 234H34V235H33V234H30V235L28 234L29 240L31 241V239H32V238H30L31 235H32V237H33V236H34L35 238L37 237L35 241L38 242V245H39V241H41V238H39L40 235L37 234V235L39 236V237H38V236L36 235V229H35L36 227H35L34 225H32V224H31ZM156 226H155V227H156ZM162 226H163V227H162ZM173 226H174V227H173ZM251 226H253L254 229H255V227H256V225H255V226H254V225H251ZM251 226H250V227H251ZM19 227H21V225H20ZM22 227L24 228V225H22ZM142 227H143V229H142ZM168 227H170V228H168ZM178 227H179V228H178ZM253 227H251V228L253 229ZM257 227H258V225H257ZM257 227H256V229H257ZM32 228H34V229H32ZM156 228H157V227H156ZM156 228H155V229H156ZM165 228H166V230H169L168 233H167L166 230H164ZM172 228H173V229H172ZM176 228H178V229H176ZM153 229H154V228H153ZM256 229H255V230H256ZM32 230H33V231H32ZM34 230H35V231H34ZM132 230H133V229H132ZM160 230H159V229H156V231H158V232H159ZM171 230H172V232H171ZM182 230H183V229H182ZM259 230H258V231H259ZM134 231H135V230H133V232H134ZM154 231H155V230H154ZM156 231H155V232H156ZM161 231L159 232L160 234L158 233L159 235H161ZM122 232H123V231H122ZM122 232H121V234L119 233V234H120V237H122V235L125 234V232H124L123 234H122ZM131 232H132V231H131ZM151 232H152V231H151ZM155 232H153V233H155ZM179 232L182 233L183 231L180 230ZM189 232H191V231H188V235H189ZM65 233L69 235L71 232H70V233L65 232ZM65 233H63V235L61 236L62 238H61L60 236L57 237V239H58V238H61V239L58 240V242H59L60 240H61V242H62V240H63V236H66ZM140 233H141V232H140ZM64 234H65V235H64ZM119 234L117 233V236L115 235V237H116V238H119ZM155 234H156V233H155ZM178 234H179V233H178ZM184 234H185V232H184ZM184 234H183V235H184ZM190 234H191V233H190ZM259 234H260V235H259ZM35 235H36V236H35ZM43 235H44V234H43ZM68 235H67V236H68ZM70 235H71V234H70ZM70 235H69L68 237H70ZM109 235H110V234H109ZM167 235H165V237H166ZM50 236H51V237H50ZM125 236H126V235H125ZM161 236H163V235H161ZM177 236H178V235H177ZM179 236H181V234H180ZM179 236H178V237H179ZM190 236H191V235H190ZM260 236H261V237H260ZM34 237H33V239H35ZM44 237L52 238L53 236L50 235V234H49V236H48V234H46ZM68 237H65V239H66V238L68 239ZM71 237L73 238V236H71ZM71 237H70L68 240H66L64 243H66V242L69 243V242H70V239H72ZM123 237H124V235H123ZM178 237H177V238H178ZM253 237H252V238H253ZM55 238H56V237H55ZM74 238L76 239L75 236H74ZM74 238H73V239H74ZM167 238H168V237H167ZM181 238H182V237H181ZM37 239H38V241H37ZM52 239H53V238H52ZM57 239H56V240H57ZM73 239H72V240H73ZM75 239H74V240H75ZM257 239H259V240H257ZM48 240H49V239H48ZM53 240H55V239H53ZM56 240H55L54 242L57 243ZM72 240H71V242H72ZM179 240H180V237H179ZM179 240L177 239V242L180 243ZM35 241H34V243H35V246H36L37 243H36ZM50 241H51V240H50ZM68 241H69V242H68ZM173 241H174V240H173ZM169 242H168V243H169ZM175 242H176V241H175ZM175 242H173V243H175ZM177 242H176V243H177ZM238 242H239V246H240V245H242V242H243V241H242V242L238 241ZM253 242H252V243H253ZM50 243H51V242H50ZM165 243H167V242H165ZM168 243H167V244H168ZM243 244H244V243H243ZM257 244H258L259 247L257 246ZM16 245H17V244H16ZM28 245H30V242L28 243ZM38 245H37L36 247H38ZM244 245H245V244H244ZM14 247H15V246H14ZM18 247H20V246L17 245V248H18ZM30 247H31V246H30ZM32 247L34 248V246H32ZM240 247H241V246H240ZM15 248H16V247H15ZM27 248H28V247H27ZM205 248L208 249L207 246H205L204 249H205ZM9 249H10V247H9ZM11 249H13V248L11 247ZM30 249H31V248H30ZM22 250H23V249H20V252H21ZM24 250H25V247H24ZM46 250H47V249H46ZM6 251H7V250H6ZM27 251H29V253H28ZM33 251H35V250H33ZM36 251H37V249H36ZM123 251L126 252L125 250H122L121 252H119V253L117 254L118 256L116 255V257H115V258H118V257L120 256L121 259H122V258L124 259V261L122 260L123 262L121 261V259H120V261H118V259H119V258H118V259H115V260H117L116 263H112V261L114 260V256H115V254H111V253H110L111 255H107L108 253H106V255L102 257V259H104V262H102L103 260L100 258V259L102 260V261H100V264H106V262H107V264H133L132 261H134V262H135V261H136V262L138 261L139 264H141V263H142V264H143V263H148V262H149V264H150V262H151V263L154 262V261H151V260H152V259H151L152 257H150V260H148L149 257L147 258V256H146L145 254H143V255H142V254H137V255L131 256L130 258H127V259H132V258H133L134 260H132V261L129 260V261H126V262H125V260H127V259H125V258L123 257V256H126V254H123ZM243 251H244V252H243ZM26 252H27L26 254H30V250H27V249H26ZM86 252H87V251H86ZM189 252L192 253L191 251H189ZM189 252H187V253H189ZM202 252H203V251H202ZM253 252H254V253H253ZM5 253H6V252H5ZM7 253H8V251H7ZM11 253H12V251H11ZM22 253H23V251H22ZM32 253H33V255H34V254L37 253V252H32ZM32 253H31V254H32ZM81 253H82V254H81ZM81 253H80L79 255H80L81 259H82V258L84 257L85 252H84V253L81 252ZM190 253H189V254H190ZM198 253H201V251H199ZM203 253H205V252H203ZM24 254H25V253H24ZM31 254H30V255H31ZM86 254H87V253H86ZM86 254H85V256H86ZM88 254H89V256L91 257V253H88ZM205 254H206V253H205ZM218 254H219V255H218ZM251 254H253V255H251ZM35 255H37V254H35ZM35 255H34V256H35ZM79 255L77 256V258L79 257ZM82 255H83V257H82ZM113 255H114V256H113ZM206 255H207V254H206ZM230 255H231L233 258H232ZM242 255H243V256H242ZM260 255H261V256H260ZM245 256H247L249 259L247 260V257L245 258ZM86 257H88V256H86ZM86 257H85V258H86ZM160 257H161V256H160ZM160 257H159V256H157V257H153V260H154V258H157L158 260L160 259L158 263L161 264L163 261H165V259L160 258ZM198 257L200 258L199 255L197 256V258H198ZM205 257H206V260H205ZM219 257H220V258H219ZM224 257H225L226 259H224ZM230 257H231V261L228 262V259H229ZM261 257H263V260H262ZM85 258H83V259H85ZM192 258H189V260H190V259L192 260ZM214 258H215V259H214ZM222 258H223V259H222ZM238 258H239V259H238ZM81 259L79 258L78 260H81ZM88 259L91 260V261L89 260V261H90L89 264H95V263H97V260H98V259H97V260H93V262L95 261V262L93 263V262H92V257H91V258L88 257ZM207 259H208V261H207ZM221 259H222V261H224V263L221 261ZM166 260L168 261L167 258H166ZM194 260H193V262H194ZM204 260H205V261H204ZM209 260H210V261H209ZM225 260H226V261H225ZM246 260H247L248 262H247ZM250 260H251V261H250ZM161 261H162V262H161ZM167 261H165V263L163 262V264H166ZM211 261H212V262H211ZM254 261H255V263H254ZM2 262H3V261H2ZM98 262H99V261H98ZM109 262H110V263H109ZM118 262H119V263H118ZM124 262H125V263H124ZM155 262H156V261H155ZM155 262H154V263H155ZM188 262H189V261H187V263L185 262L184 264H188ZM205 262H207V263H205ZM250 262H251V263H250ZM252 262H253V263H252ZM154 263H152V264H154ZM190 263H192V261H190ZM190 263H189V264H190ZM196 263L194 262V263H192V264H196ZM0 264H1V263H0ZM4 264H5V263H4ZM29 264H32V262H30ZM97 264H98V263H97ZM155 264H156V263H155Z\"/></svg>","mask_w":264,"mask_h":264}]
</instances>
